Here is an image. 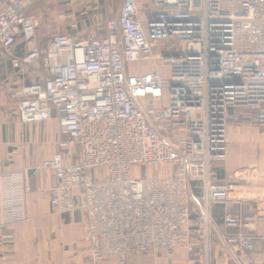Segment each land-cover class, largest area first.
<instances>
[{"label":"built area","instance_id":"built-area-1","mask_svg":"<svg viewBox=\"0 0 264 264\" xmlns=\"http://www.w3.org/2000/svg\"><path fill=\"white\" fill-rule=\"evenodd\" d=\"M44 1L0 0V58L13 69L0 70V87L11 82L23 122L58 121L61 151L40 168L56 177L46 190L52 208L85 214L90 264L192 251L202 228L230 258L253 264L264 245V184L254 198L217 166L231 123L255 122L264 134V0H121L100 33L60 32L42 46L31 10ZM71 146L75 161L63 153ZM155 166L174 170L144 172ZM7 179L1 214L3 204L14 209L2 199ZM194 187L207 206L200 229ZM229 201L253 214L226 212L218 224L212 205Z\"/></svg>","mask_w":264,"mask_h":264},{"label":"crops","instance_id":"crops-1","mask_svg":"<svg viewBox=\"0 0 264 264\" xmlns=\"http://www.w3.org/2000/svg\"><path fill=\"white\" fill-rule=\"evenodd\" d=\"M0 70L6 76L12 73L8 59L0 58ZM7 87H0V176L10 178L7 179L8 191L2 199L12 200L14 209L3 204L0 213V264H90L85 214L81 211L59 213L52 208L46 190L56 183V177L52 170L40 168L43 159L61 151L59 123L56 119L31 124L23 122L9 97L11 82ZM15 143L22 145L19 151L15 149ZM63 153L70 161L78 159V154ZM217 169L224 180L232 174L229 170L219 169V165ZM246 171L243 167L242 172L245 174ZM226 212L253 214L248 205L232 201L213 204L212 215L218 224H223ZM257 228L261 225L257 224ZM213 240L221 242L216 232ZM193 242L194 251L176 249L171 254L132 255L127 264L202 263L211 248V259H218L220 250L217 246L208 247L207 240L197 239V236ZM263 250L264 245L258 242L253 252V264H263ZM227 256L223 252L220 261H226ZM243 259L245 264L247 259ZM100 264L120 263L117 258H109Z\"/></svg>","mask_w":264,"mask_h":264},{"label":"rangeland","instance_id":"rangeland-1","mask_svg":"<svg viewBox=\"0 0 264 264\" xmlns=\"http://www.w3.org/2000/svg\"><path fill=\"white\" fill-rule=\"evenodd\" d=\"M120 5L121 0H45L34 7V12L41 17V24L38 28L40 43L42 46H45L50 36L60 32L67 31L72 34L81 32L84 35L99 32L105 20L118 12ZM41 34H45V36ZM2 87H7V85ZM164 94L167 97L168 91L165 90ZM227 132L226 159L219 164V169L222 171L229 170L232 173L227 177L228 179L226 181L250 186L252 190L250 193H252L254 198H257L258 195L260 196L262 189L256 188L255 185L264 184V134L261 133V129L256 126L255 122L231 123ZM60 139L61 135L59 132L58 141ZM14 146L17 151L22 148V145L19 143H15ZM69 151L72 152V155L78 154V148L76 146H71ZM243 167H246L248 170L245 174L242 172ZM173 170L174 168L162 166L144 168L145 173L156 175L168 174L173 172ZM193 196L194 202L191 203V221L193 217L195 219L192 221L193 228L200 229V225L203 224V206L205 208L207 206L200 198L199 189L193 191ZM253 210L254 208L252 207V212ZM205 226L204 224L203 227L205 228ZM202 230V234L200 230L195 232L194 239L197 236V239L201 237L208 241L209 236L210 245L217 246L220 251L217 256L218 259L213 260V257L211 259V248L210 254L205 255L203 262L195 264H244L240 263L238 259L230 258L231 253L229 254L223 250L222 242L213 240L214 230L210 232L205 231L203 228ZM223 252L229 255L226 257L227 260H224L222 263L220 260L223 257ZM143 257L147 258L148 256Z\"/></svg>","mask_w":264,"mask_h":264}]
</instances>
